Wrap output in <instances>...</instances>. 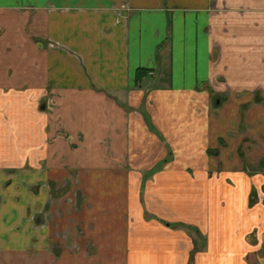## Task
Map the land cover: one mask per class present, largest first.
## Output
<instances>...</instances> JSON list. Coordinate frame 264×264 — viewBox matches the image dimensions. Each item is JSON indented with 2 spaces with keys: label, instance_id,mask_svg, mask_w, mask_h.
I'll return each mask as SVG.
<instances>
[{
  "label": "crops",
  "instance_id": "1",
  "mask_svg": "<svg viewBox=\"0 0 264 264\" xmlns=\"http://www.w3.org/2000/svg\"><path fill=\"white\" fill-rule=\"evenodd\" d=\"M262 193L264 0H0V264H264Z\"/></svg>",
  "mask_w": 264,
  "mask_h": 264
},
{
  "label": "rangeland",
  "instance_id": "2",
  "mask_svg": "<svg viewBox=\"0 0 264 264\" xmlns=\"http://www.w3.org/2000/svg\"><path fill=\"white\" fill-rule=\"evenodd\" d=\"M262 196H264V193H262ZM66 201H68L67 203H71V204H74V206H76V201L74 200L71 201L70 197L66 198Z\"/></svg>",
  "mask_w": 264,
  "mask_h": 264
},
{
  "label": "trees",
  "instance_id": "3",
  "mask_svg": "<svg viewBox=\"0 0 264 264\" xmlns=\"http://www.w3.org/2000/svg\"><path fill=\"white\" fill-rule=\"evenodd\" d=\"M138 71L140 72V73H138V77H139V75L142 76L144 73H146L145 69H142V68H140Z\"/></svg>",
  "mask_w": 264,
  "mask_h": 264
}]
</instances>
